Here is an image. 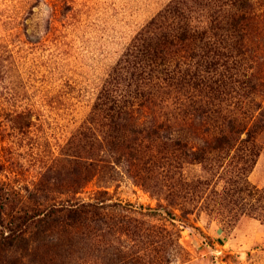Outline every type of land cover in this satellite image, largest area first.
I'll return each mask as SVG.
<instances>
[{
    "label": "trees",
    "instance_id": "obj_1",
    "mask_svg": "<svg viewBox=\"0 0 264 264\" xmlns=\"http://www.w3.org/2000/svg\"><path fill=\"white\" fill-rule=\"evenodd\" d=\"M109 74L33 187H8L0 160V264H186L177 221L264 225V187L249 180L264 132V0H170ZM125 180L158 208L113 201Z\"/></svg>",
    "mask_w": 264,
    "mask_h": 264
},
{
    "label": "rangeland",
    "instance_id": "obj_2",
    "mask_svg": "<svg viewBox=\"0 0 264 264\" xmlns=\"http://www.w3.org/2000/svg\"><path fill=\"white\" fill-rule=\"evenodd\" d=\"M169 1L0 0V160L8 187L22 193L33 187L85 122L132 38ZM258 141L262 150L249 180L263 188L264 132ZM186 172L194 177L200 169ZM95 189L94 182L83 196ZM110 191L123 205L148 211L160 204L130 180ZM162 217L153 223H166ZM176 226L190 253L186 264H264V225L255 218L243 217L229 230L195 214Z\"/></svg>",
    "mask_w": 264,
    "mask_h": 264
}]
</instances>
